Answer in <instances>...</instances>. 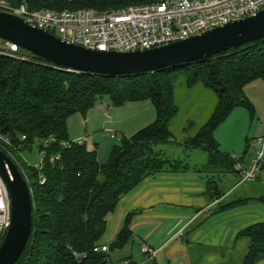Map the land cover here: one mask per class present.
Listing matches in <instances>:
<instances>
[{"label":"trees","instance_id":"obj_1","mask_svg":"<svg viewBox=\"0 0 264 264\" xmlns=\"http://www.w3.org/2000/svg\"><path fill=\"white\" fill-rule=\"evenodd\" d=\"M19 7L22 0H5ZM157 0H26L30 10H80L100 12L120 10ZM184 80L187 88L203 85L213 91L217 103L210 119L194 135L185 137L186 151L208 156L203 166L186 159L172 158L163 147L175 142L171 123L179 114L175 86ZM264 81V39L218 54L210 59L143 75L107 77L78 73L58 67L21 49L13 57L0 55V130L18 151L32 150L38 142L56 139L48 150L43 170L29 167L25 173L31 189L34 211L29 242L16 264H136L131 259L113 261L111 253L125 249L134 240V214L109 252L104 246L109 217L120 203L145 180L161 174L198 173L207 178V194L212 200L224 193L219 184L235 172L236 161L220 150L216 132L233 110L251 108L245 88ZM109 97L114 107L149 102L156 112L152 124L113 147L106 163L99 160L98 147L70 140L68 121L77 114L87 117L96 105ZM186 133V132H185ZM26 140L22 141L21 137ZM64 142L72 143L63 147ZM60 156L59 160L55 158ZM243 162L242 158H239ZM264 168V167H263ZM45 178V183L42 178ZM264 197L223 203L218 213L237 209ZM239 238L250 244L243 264L264 260V222L252 225Z\"/></svg>","mask_w":264,"mask_h":264},{"label":"built area","instance_id":"obj_2","mask_svg":"<svg viewBox=\"0 0 264 264\" xmlns=\"http://www.w3.org/2000/svg\"><path fill=\"white\" fill-rule=\"evenodd\" d=\"M262 10H264V0H157L154 3L132 5L105 12L94 9L32 11L26 0H22L19 7L6 6L0 11L20 17L31 26L48 31L63 41L81 47L99 52L127 53L185 40L253 16ZM2 44L0 55L13 57L20 53L19 45L5 41ZM21 140L25 141L26 137L22 136ZM56 142L54 138L43 142L40 150L42 161L35 167L38 171L43 170L47 150ZM75 143L83 144V141ZM258 144L260 149L249 165L244 166L238 157H233L236 161L235 172L243 182L255 180L258 172L264 167V137L258 140ZM61 145L67 148L72 143L64 142ZM0 149L20 168L21 165L13 152L18 149L1 130ZM55 159L59 160L60 156ZM23 174L25 176L24 172ZM41 178L45 183V178L43 176ZM11 222V196L0 176V246ZM95 251L108 253L109 247L104 245L97 247ZM144 252L154 254L148 248H145Z\"/></svg>","mask_w":264,"mask_h":264},{"label":"crops","instance_id":"obj_3","mask_svg":"<svg viewBox=\"0 0 264 264\" xmlns=\"http://www.w3.org/2000/svg\"><path fill=\"white\" fill-rule=\"evenodd\" d=\"M146 109L152 112L153 106L149 104ZM250 162L242 163L247 166ZM247 182L241 181L239 175L225 177L219 184L224 195L212 200L207 194L204 175L185 173L150 177L109 217L102 243L111 244L124 228L126 217L133 213L132 229L138 220L149 219L152 223L151 230L146 228L140 235L133 229L134 240L136 237L142 240L141 251L150 262L160 264V258L162 264H243L250 240L238 236L244 229L264 222V209L257 206L256 201L223 213H218V208L238 199L259 198L260 195L246 187ZM154 219L167 222L155 228ZM194 246H207L210 250L203 256H196L190 251ZM145 248L154 254H146ZM191 257L196 259L193 261ZM123 259L134 262L133 254L117 261ZM259 264H264V260Z\"/></svg>","mask_w":264,"mask_h":264},{"label":"rangeland","instance_id":"obj_4","mask_svg":"<svg viewBox=\"0 0 264 264\" xmlns=\"http://www.w3.org/2000/svg\"><path fill=\"white\" fill-rule=\"evenodd\" d=\"M6 6L11 5L5 0H0V10H4ZM2 43L3 41L0 40V46L3 45ZM175 96L180 111L171 123L175 142L167 144L163 148L166 151L170 150L168 155L172 158L186 159V156L190 155L194 165L203 166L207 163V154L186 151L182 144L187 134L194 135L210 119L217 103V97L213 91L203 85L192 89L187 88L183 79L178 81L175 86ZM245 96L251 108L243 106L235 108L216 132L220 150L232 157L242 158L244 164L256 158L260 149L258 140L264 137V81L257 80L249 84L245 88ZM149 104V102H137L123 107H114L110 98L105 97L99 101L87 118L77 114L69 119L70 140L81 141L79 140L81 137L88 148L98 147L99 160L101 163H106L114 146L121 145L125 138L133 137L137 132L154 122L155 109L153 108L152 112L146 109ZM16 158L33 183V178L29 176V167H36L42 161L39 143L36 142L32 146V150L21 151V155H16ZM256 179L247 182L246 187L255 195L264 197L263 169L258 172ZM256 205L264 209L263 204ZM149 221V219L138 220L133 225L135 233L140 235L146 228L151 230L152 223ZM153 221L155 228L167 222L164 219H154ZM133 242L123 250L112 252L110 254L112 260L116 262L118 258L133 254L136 264H155L153 261H148L146 255L141 251L142 240L136 237ZM208 250L210 248L207 246H198L197 248L194 246V249L190 251L196 256H203ZM191 259L194 261L196 258L191 257ZM158 263L162 264L160 258Z\"/></svg>","mask_w":264,"mask_h":264},{"label":"water","instance_id":"obj_5","mask_svg":"<svg viewBox=\"0 0 264 264\" xmlns=\"http://www.w3.org/2000/svg\"><path fill=\"white\" fill-rule=\"evenodd\" d=\"M264 39V10L200 35L136 52H99L63 41L22 18L0 11V40L17 44L68 71L107 77L143 75L210 59ZM0 176L12 203V222L0 246V264H16L33 228L34 202L19 166L0 149Z\"/></svg>","mask_w":264,"mask_h":264}]
</instances>
